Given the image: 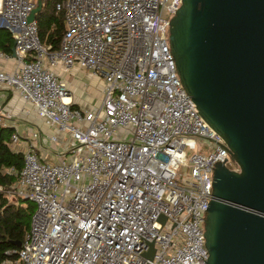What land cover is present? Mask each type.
<instances>
[{"label": "built area", "instance_id": "obj_1", "mask_svg": "<svg viewBox=\"0 0 264 264\" xmlns=\"http://www.w3.org/2000/svg\"><path fill=\"white\" fill-rule=\"evenodd\" d=\"M38 1L0 0V28L12 34L16 65L0 70V83L55 128L49 142L65 134L73 144L47 151L53 164L32 148L23 152L11 193L35 210L18 260L0 264H205L214 167L238 166L179 79L168 28L182 0H63L57 50L40 42L35 18L27 21ZM74 65L102 77L92 109L73 105L54 71ZM0 124L13 127L11 144L23 138L1 104ZM196 138L210 151L187 157ZM150 243L151 260L144 255Z\"/></svg>", "mask_w": 264, "mask_h": 264}, {"label": "water", "instance_id": "obj_2", "mask_svg": "<svg viewBox=\"0 0 264 264\" xmlns=\"http://www.w3.org/2000/svg\"><path fill=\"white\" fill-rule=\"evenodd\" d=\"M168 42L183 88L238 166L214 167L205 264H264V0H182Z\"/></svg>", "mask_w": 264, "mask_h": 264}, {"label": "trees", "instance_id": "obj_3", "mask_svg": "<svg viewBox=\"0 0 264 264\" xmlns=\"http://www.w3.org/2000/svg\"><path fill=\"white\" fill-rule=\"evenodd\" d=\"M63 0H43L35 14L38 37L42 44L57 50L63 28V12L56 10V3ZM14 39L6 28H0V51L11 55ZM13 128L0 124V262L18 260L14 241H22L29 228L35 205L28 199L11 193L17 181L16 172L23 164V152L13 150L10 135ZM21 264V263H16Z\"/></svg>", "mask_w": 264, "mask_h": 264}, {"label": "crops", "instance_id": "obj_4", "mask_svg": "<svg viewBox=\"0 0 264 264\" xmlns=\"http://www.w3.org/2000/svg\"><path fill=\"white\" fill-rule=\"evenodd\" d=\"M15 66V59L12 54L6 59L0 57L1 71L11 73ZM54 71L70 89L73 105L85 108L86 102H84L83 99L87 94L89 95L92 90V85L94 84H98L103 93L104 82L102 78L100 79V77L92 75L86 69L74 65L68 70L56 67ZM0 104L7 112L13 115L15 126L22 134L24 141L27 143V150L30 148L34 149L42 160H47L48 157L56 158L54 155L49 156L47 151L56 149L54 152H58L57 145L49 142L47 136H45L55 134V128L48 125L43 118L39 116L34 105L24 102L20 95L16 91L10 89L5 83H0ZM24 108L28 109L29 113H25L23 111ZM34 133H40L42 138H33L32 135Z\"/></svg>", "mask_w": 264, "mask_h": 264}, {"label": "rangeland", "instance_id": "obj_5", "mask_svg": "<svg viewBox=\"0 0 264 264\" xmlns=\"http://www.w3.org/2000/svg\"><path fill=\"white\" fill-rule=\"evenodd\" d=\"M80 76H82V75H80ZM101 78L102 77H100V79ZM101 97H102V92H101L98 84L92 85L91 92L89 93V95L87 94V96H85V98L83 99L84 102H86L85 108L92 109L93 107L97 106L101 100ZM119 133H122V131H119ZM72 144H73V141L69 140V138L65 134L58 135V141L56 142L58 151H64L65 148L71 147ZM10 146L12 147L13 150H16V151L25 152L27 150V143H26V141H24L23 138H20V141L18 143L11 144ZM55 150L56 149H53L52 151H55ZM209 151H210V148L207 145V143H205L203 141V139H201V138H196V150L191 151L189 149H186V154L188 157L190 155V153H193V152H202V153L206 154ZM62 157L65 158V156H62ZM55 161H56V158L48 157V159H47V162H49L51 164H53ZM178 169H179V171H183L185 168L179 167Z\"/></svg>", "mask_w": 264, "mask_h": 264}, {"label": "bare ground", "instance_id": "obj_6", "mask_svg": "<svg viewBox=\"0 0 264 264\" xmlns=\"http://www.w3.org/2000/svg\"><path fill=\"white\" fill-rule=\"evenodd\" d=\"M13 128V127H12Z\"/></svg>", "mask_w": 264, "mask_h": 264}]
</instances>
